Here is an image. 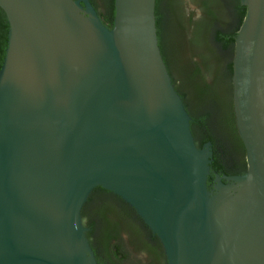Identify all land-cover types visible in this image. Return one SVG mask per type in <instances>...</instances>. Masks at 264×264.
Instances as JSON below:
<instances>
[{"label":"water","instance_id":"water-1","mask_svg":"<svg viewBox=\"0 0 264 264\" xmlns=\"http://www.w3.org/2000/svg\"><path fill=\"white\" fill-rule=\"evenodd\" d=\"M236 37L233 105L248 171L209 190L213 144L159 45L157 0H0V264H99L83 209L102 187L132 206L168 264H264V0Z\"/></svg>","mask_w":264,"mask_h":264},{"label":"trees","instance_id":"trees-1","mask_svg":"<svg viewBox=\"0 0 264 264\" xmlns=\"http://www.w3.org/2000/svg\"><path fill=\"white\" fill-rule=\"evenodd\" d=\"M202 10L197 17L185 0H157L156 18L159 45L173 84L191 116V130L198 147L214 144L213 165L221 163L220 143L245 156L233 105V59L236 37L247 7L240 0H195ZM101 19L110 28L115 17V0H91ZM217 2V3H216ZM173 17L181 18L186 34L188 62L184 63L171 34ZM204 28L200 30V27ZM204 29L207 35H204ZM9 24L0 8V69L8 45ZM223 61L221 79L212 66ZM221 82V86L219 83ZM225 97V101H223ZM231 98V99H230ZM217 131L219 135H215ZM220 143H216V139ZM227 143V147L226 144ZM223 146V145H222ZM224 147V146H223ZM228 154V149H227ZM87 237L99 264H168L163 245L137 211L121 197L102 187L91 194L83 209Z\"/></svg>","mask_w":264,"mask_h":264},{"label":"flooded vegetation","instance_id":"flooded-vegetation-1","mask_svg":"<svg viewBox=\"0 0 264 264\" xmlns=\"http://www.w3.org/2000/svg\"><path fill=\"white\" fill-rule=\"evenodd\" d=\"M104 22V21H103ZM106 24V23H105ZM215 132V135H219L217 131H213ZM240 136V135H239ZM241 138V137H240ZM242 140V139H241ZM243 142V141H242ZM216 143H220L219 138L216 139ZM226 147L228 146L227 143L225 142ZM224 147H223V146ZM244 145V143H243ZM213 146V150H214V144ZM218 152H222L221 155L223 156V160L221 161L222 165L224 167H226V170H217L214 167V163L212 162L210 165V175H209V179H208V186H209V190L216 194L218 192V185L220 184V182L229 185L231 183H233L232 181H229L226 179V177H233V176H237V175H243L248 171V162H247V154L245 152V156L244 158L240 159V156L234 152L231 151V148H225V145L220 143L218 145V147H216ZM245 148V146H244ZM227 149H228V154H227ZM246 151V149H245Z\"/></svg>","mask_w":264,"mask_h":264},{"label":"rangeland","instance_id":"rangeland-1","mask_svg":"<svg viewBox=\"0 0 264 264\" xmlns=\"http://www.w3.org/2000/svg\"><path fill=\"white\" fill-rule=\"evenodd\" d=\"M185 1H186V6L189 9V11H194L197 17H200L202 15V10L200 9L199 5L197 4L195 0H185ZM183 22L184 21L180 17L179 18L173 17L171 34H172L173 40L177 43V48L179 49L183 62L187 63L188 54L186 53L187 51L186 34L182 28ZM203 28H204V25L200 27V30ZM204 35H207L205 29H204ZM222 66H223V61H220L218 64L216 65L214 64L211 69V72L213 71L216 72V75H219L218 78L220 79H221V74L218 72L219 70L221 71ZM219 86H221V82L219 83ZM223 101H225V97H223Z\"/></svg>","mask_w":264,"mask_h":264}]
</instances>
